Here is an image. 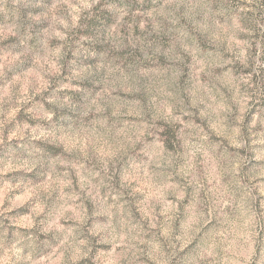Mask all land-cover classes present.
I'll return each instance as SVG.
<instances>
[{
	"label": "rangeland",
	"instance_id": "rangeland-1",
	"mask_svg": "<svg viewBox=\"0 0 264 264\" xmlns=\"http://www.w3.org/2000/svg\"><path fill=\"white\" fill-rule=\"evenodd\" d=\"M0 264H264V0H0Z\"/></svg>",
	"mask_w": 264,
	"mask_h": 264
}]
</instances>
